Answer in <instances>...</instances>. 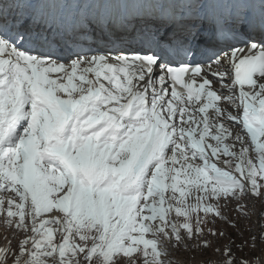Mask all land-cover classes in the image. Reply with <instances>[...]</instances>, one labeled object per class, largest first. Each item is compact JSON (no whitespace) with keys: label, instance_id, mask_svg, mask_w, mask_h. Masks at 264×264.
Listing matches in <instances>:
<instances>
[{"label":"snow or ice","instance_id":"snow-or-ice-1","mask_svg":"<svg viewBox=\"0 0 264 264\" xmlns=\"http://www.w3.org/2000/svg\"><path fill=\"white\" fill-rule=\"evenodd\" d=\"M257 19L264 0H0V264H264Z\"/></svg>","mask_w":264,"mask_h":264},{"label":"rangeland","instance_id":"rangeland-1","mask_svg":"<svg viewBox=\"0 0 264 264\" xmlns=\"http://www.w3.org/2000/svg\"><path fill=\"white\" fill-rule=\"evenodd\" d=\"M255 209H259V210H260L259 212L264 211V204H262V203H260L259 201H257V202L255 203ZM253 220H254V217H253ZM245 223H246V222H245ZM3 232H4V230H0V243H3V239H2V237H3ZM178 255H182V254H178Z\"/></svg>","mask_w":264,"mask_h":264},{"label":"bare ground","instance_id":"bare-ground-1","mask_svg":"<svg viewBox=\"0 0 264 264\" xmlns=\"http://www.w3.org/2000/svg\"><path fill=\"white\" fill-rule=\"evenodd\" d=\"M256 211H257V213H259V209H256ZM256 219V217L254 216V220ZM0 230H3V228L2 227H0Z\"/></svg>","mask_w":264,"mask_h":264}]
</instances>
